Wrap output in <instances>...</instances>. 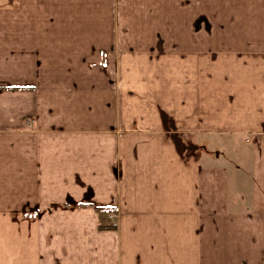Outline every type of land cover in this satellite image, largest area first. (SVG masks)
<instances>
[{"label": "crops", "instance_id": "obj_1", "mask_svg": "<svg viewBox=\"0 0 264 264\" xmlns=\"http://www.w3.org/2000/svg\"><path fill=\"white\" fill-rule=\"evenodd\" d=\"M0 264H264V0H0Z\"/></svg>", "mask_w": 264, "mask_h": 264}]
</instances>
